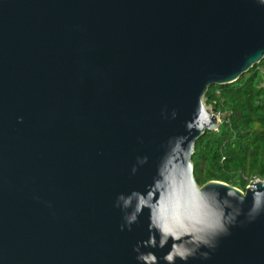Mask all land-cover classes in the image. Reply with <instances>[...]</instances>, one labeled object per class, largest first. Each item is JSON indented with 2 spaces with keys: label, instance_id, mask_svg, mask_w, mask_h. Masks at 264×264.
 <instances>
[{
  "label": "water",
  "instance_id": "1",
  "mask_svg": "<svg viewBox=\"0 0 264 264\" xmlns=\"http://www.w3.org/2000/svg\"><path fill=\"white\" fill-rule=\"evenodd\" d=\"M262 62L260 0H0V264H142L137 245L167 264L172 240L145 247L149 210L129 226L118 198L190 184L220 124L208 91ZM201 100L213 127L188 130ZM195 182L218 213L241 211L175 264H264V210L248 217L264 181Z\"/></svg>",
  "mask_w": 264,
  "mask_h": 264
},
{
  "label": "clouds",
  "instance_id": "2",
  "mask_svg": "<svg viewBox=\"0 0 264 264\" xmlns=\"http://www.w3.org/2000/svg\"><path fill=\"white\" fill-rule=\"evenodd\" d=\"M260 2L264 3V0H260ZM186 126L188 130L196 129L200 132L206 126L213 127L212 114L204 106L202 100L198 104L196 117ZM180 147L178 144L173 151ZM191 150L192 145L189 143L188 151ZM184 154L187 155V152ZM186 167L191 169L190 160ZM216 197V202H219L221 199L219 192L216 193ZM226 197H231L233 201H239L240 204H243L246 199L232 191H228ZM252 197V206L248 212L249 219H254L264 210L261 203L264 191H255L252 193ZM117 204L125 210L132 208V211L125 215V221L129 226L137 222L138 216L145 208L149 210L150 236L147 241L143 242V245L163 249L171 239V249L163 257L167 264H175L177 258L187 261L190 257L195 256L202 246L214 248L216 237L221 233L223 235L228 233V226L235 222L241 211L240 208L237 209L236 215L233 216V209L229 205L226 208L230 210L227 211V216L224 213H218L213 201L208 198V193L196 184L194 178L190 184H180L171 180L164 182L162 179H157L146 194L133 191L127 197L121 195ZM157 233L159 234L158 244ZM134 251L138 253L137 259L142 264H158V257L152 252H141L140 245H137ZM203 255L206 256L207 253H203Z\"/></svg>",
  "mask_w": 264,
  "mask_h": 264
},
{
  "label": "trees",
  "instance_id": "3",
  "mask_svg": "<svg viewBox=\"0 0 264 264\" xmlns=\"http://www.w3.org/2000/svg\"><path fill=\"white\" fill-rule=\"evenodd\" d=\"M205 104L216 109L220 124L196 144L198 184L217 181L244 191L264 181V62L234 84L212 87Z\"/></svg>",
  "mask_w": 264,
  "mask_h": 264
},
{
  "label": "built area",
  "instance_id": "4",
  "mask_svg": "<svg viewBox=\"0 0 264 264\" xmlns=\"http://www.w3.org/2000/svg\"><path fill=\"white\" fill-rule=\"evenodd\" d=\"M211 108V107H210ZM212 109V108H211ZM219 119H220V116L218 115Z\"/></svg>",
  "mask_w": 264,
  "mask_h": 264
},
{
  "label": "rangeland",
  "instance_id": "5",
  "mask_svg": "<svg viewBox=\"0 0 264 264\" xmlns=\"http://www.w3.org/2000/svg\"><path fill=\"white\" fill-rule=\"evenodd\" d=\"M209 109H211L210 107H208Z\"/></svg>",
  "mask_w": 264,
  "mask_h": 264
}]
</instances>
